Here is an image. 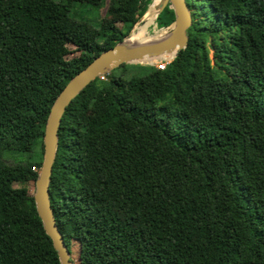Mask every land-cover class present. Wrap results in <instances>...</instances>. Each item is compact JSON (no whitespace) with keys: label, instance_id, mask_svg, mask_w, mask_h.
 I'll return each instance as SVG.
<instances>
[{"label":"trees","instance_id":"1","mask_svg":"<svg viewBox=\"0 0 264 264\" xmlns=\"http://www.w3.org/2000/svg\"><path fill=\"white\" fill-rule=\"evenodd\" d=\"M104 1L0 0V264H59L27 186L50 107L151 2L107 0L97 27L70 16ZM185 2L164 68L122 64L63 113L48 192L73 264H264V0Z\"/></svg>","mask_w":264,"mask_h":264},{"label":"water","instance_id":"2","mask_svg":"<svg viewBox=\"0 0 264 264\" xmlns=\"http://www.w3.org/2000/svg\"><path fill=\"white\" fill-rule=\"evenodd\" d=\"M166 6L172 10L174 16L169 25L160 28L162 31L143 39L132 38L133 25L128 35L112 47L100 52L83 69L71 77L50 107L42 137V161L34 181L32 197L36 213L57 253L59 264H73L55 223L48 192L57 149V134L63 113L71 100L95 78L109 74L122 64L154 65L156 61L158 63L169 62L179 50L186 47L188 42L186 30L192 21L190 10L185 0H158L156 18ZM147 11L148 9L144 11L143 16Z\"/></svg>","mask_w":264,"mask_h":264},{"label":"rangeland","instance_id":"3","mask_svg":"<svg viewBox=\"0 0 264 264\" xmlns=\"http://www.w3.org/2000/svg\"><path fill=\"white\" fill-rule=\"evenodd\" d=\"M55 1H65V0H55ZM152 1L153 0H151V2ZM150 3L148 4L147 9L149 8ZM155 5L157 6V3H155ZM106 7H107V0H105L102 4L95 5V6H91V5L83 4V3H76L74 5V7L72 8V10L70 11V16L77 19V20H83V21L89 22L93 26L97 27L98 25L106 24L107 22L114 21L112 16H108V14L106 12ZM190 14H191V10H190ZM144 17L145 16H143V14H142V16L134 24V31H133L134 34L132 35L133 38L137 37L135 35V33H137V31L140 30V27L143 26L145 22H147L146 18H144ZM170 18L171 17L166 13V11L165 12L163 11L161 14H159L158 19L155 18V24H153V26L149 27L147 36H150V35H153L155 33L162 31L160 28H163V26L170 21ZM203 20L207 21L208 24H212V18H205ZM126 35H128V33ZM142 36H144V33H142ZM68 49H69L70 53L66 56L67 59L78 55V52L75 51V49L72 45H68ZM158 64L159 63L157 61H156V63H154V65H158ZM128 68L129 69H127L123 74L124 77H127V76L129 77L132 74L144 75L146 72L149 71L148 67H146V66H143V67H141V66L140 67L139 66L131 67L130 66ZM115 70L119 71L118 69H115ZM115 70L111 71L110 73H112V74L117 73ZM92 116H93V114L88 111L85 118H84V122L85 123L89 122V120L91 119ZM35 155L38 156L39 153L36 151ZM38 171H39V169L37 170V172ZM27 186L29 188V191L33 192L34 183L32 185L29 184ZM71 246L74 250L77 248V243L75 241H73ZM73 261L76 264V259H74Z\"/></svg>","mask_w":264,"mask_h":264},{"label":"bare ground","instance_id":"4","mask_svg":"<svg viewBox=\"0 0 264 264\" xmlns=\"http://www.w3.org/2000/svg\"><path fill=\"white\" fill-rule=\"evenodd\" d=\"M155 3H158V0H153V3H151V5L149 6V8L152 7V6L156 7ZM149 8H148V9H149ZM147 12H148V11H147ZM156 12H157V10H155L153 13H151V14L148 15V16L145 15L146 17H144V18H146V19H148V18H150V17H153V18H152L150 21L144 23V25H143V26H144V30H145V28L147 27V25L150 24V23L152 22V20L155 18V16H156ZM146 14H147V13H146ZM133 31H134V30H133ZM143 33H144V31H143ZM133 34H134V33L132 32L131 36H132ZM145 37H147V36H145V35L142 36V35H141V36L134 37V38H133V36H132L133 39H143V38H145Z\"/></svg>","mask_w":264,"mask_h":264},{"label":"built area","instance_id":"5","mask_svg":"<svg viewBox=\"0 0 264 264\" xmlns=\"http://www.w3.org/2000/svg\"><path fill=\"white\" fill-rule=\"evenodd\" d=\"M166 63H167V62H160L158 65H156V67L162 69V68H164V66L166 65ZM105 75H106V74H105ZM105 75L100 76V78H102V77L104 78Z\"/></svg>","mask_w":264,"mask_h":264}]
</instances>
